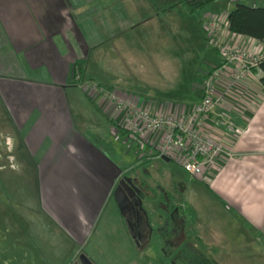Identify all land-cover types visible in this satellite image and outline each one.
<instances>
[{"label":"crops","instance_id":"crops-1","mask_svg":"<svg viewBox=\"0 0 264 264\" xmlns=\"http://www.w3.org/2000/svg\"><path fill=\"white\" fill-rule=\"evenodd\" d=\"M89 5L85 0H0L1 103L15 126L28 127L23 143L30 155L42 152V160L36 162L35 169L47 175L41 186L43 210L79 245L83 243L81 236L88 235L99 215L90 203L91 195L102 191L108 197L119 173L113 174V164L103 163V151L89 140L86 126L81 127V121L90 120V127H96L97 120L100 124L99 112L114 124L108 109L94 99L89 100L91 110L85 109L87 120L76 118L79 112L73 113V101L79 99V88L74 83L76 69L85 77L93 68L96 51L92 48L101 38V32H95V19H90L97 8ZM104 22L110 32L112 24L108 19ZM214 67L204 70L195 78L196 82L189 81L183 96H176L178 91L161 93L147 87L146 97L155 101L156 112H163L167 102L176 103L179 109L190 108L199 101V83ZM92 71L88 79L99 82L96 77L100 73ZM232 71L227 66L217 88L242 132L236 138L215 133L216 137L226 139L234 157L220 159L205 178L198 180L207 183L209 178L208 185L217 199L264 235V85L259 80V70L251 71L245 82L235 81ZM147 148L150 151L146 155L155 152L154 147ZM97 164L109 168L105 189L93 170ZM56 174L68 178L51 176ZM54 178L57 182H53ZM181 186L186 188L182 182ZM13 235L14 247L8 250L0 232V264L9 263L5 258L8 254L17 262V236ZM25 236L27 240L32 237L28 233Z\"/></svg>","mask_w":264,"mask_h":264},{"label":"rangeland","instance_id":"rangeland-1","mask_svg":"<svg viewBox=\"0 0 264 264\" xmlns=\"http://www.w3.org/2000/svg\"><path fill=\"white\" fill-rule=\"evenodd\" d=\"M85 1L97 8L90 19H95V32H101V38L92 48L96 51L92 69L100 73L96 77L99 82H95L142 98L148 95L147 87L161 93H172L174 90L180 92L176 96H183L189 81H194L204 70L223 61L219 48L209 42L208 32L204 29L206 12L219 15L226 23L228 12L237 2L264 6V0H216L206 10L190 12L178 6L173 12L162 14L151 0ZM105 19L112 24L110 32L105 29ZM92 69L86 72L85 77L80 73V80L74 81L79 89L82 83H88ZM79 89V99L73 101L76 106L73 113L77 111L79 114L76 118L87 120L85 109L91 110L89 100L94 98L83 88ZM98 116L101 121L100 124L98 120L97 124L93 123L96 127L88 125L90 120L88 123L81 121V127L86 126L85 130L94 133L104 146L110 147L109 150L97 149L105 155L104 164L108 161L114 165L113 174L135 164L150 151L144 146L139 148L123 133L125 130L117 128L101 112ZM27 129V126L14 125L0 99V214L4 218L0 232L8 250L14 247L15 233V247L18 250L14 255L17 262L9 254L5 257L8 264H68L80 249L95 254L93 245L101 244L102 239H105V243L108 241V207L111 208L113 200L102 191L91 195L94 202L91 198L90 203L101 216L97 217L99 222L94 232L91 229L88 235H82L80 240L83 243L77 244L75 239L69 237L68 231L52 221L43 210L41 186L47 175L35 169L36 162L42 160V152L30 155L23 143ZM88 165L90 167V162ZM101 168L97 164L93 170L98 173L97 182L102 179L101 188L105 189L109 168L103 167L102 172ZM137 170L140 174H151L148 182L152 188L157 189L155 183L158 182L161 188L176 197L177 203L179 199L185 201L187 229H197L208 250L213 248L220 264H264V235L217 199L208 185L211 183L209 178L204 183L191 176L179 163L158 158ZM51 176L60 177L61 180L68 178V175L62 174ZM70 178L74 180L75 175ZM53 182L57 180L54 178ZM181 182L185 189L181 188ZM176 184L182 189L179 194L174 191ZM190 209L194 211L193 218L189 216ZM27 233L32 236L30 240L25 238Z\"/></svg>","mask_w":264,"mask_h":264},{"label":"built area","instance_id":"built-area-1","mask_svg":"<svg viewBox=\"0 0 264 264\" xmlns=\"http://www.w3.org/2000/svg\"><path fill=\"white\" fill-rule=\"evenodd\" d=\"M203 26L209 42L219 48L223 62L202 78L200 100L190 108L179 109L176 103L167 102L163 112H156L155 101L147 97L122 93L91 80L82 83L83 90L108 109L114 125L125 130L139 148L154 147L158 158L168 157L197 178H205L220 159L234 157L226 139L216 137L215 133L236 138L242 132L224 105L218 80L231 66L233 79L244 81L264 58V38L231 32L227 22L213 13L204 14ZM80 78L76 69L74 79Z\"/></svg>","mask_w":264,"mask_h":264},{"label":"flooded vegetation","instance_id":"flooded-vegetation-1","mask_svg":"<svg viewBox=\"0 0 264 264\" xmlns=\"http://www.w3.org/2000/svg\"><path fill=\"white\" fill-rule=\"evenodd\" d=\"M137 168L121 170L109 193L108 241L95 243V254L80 249L68 264H204L198 262L197 229H187L183 200L177 203L158 182L152 188L151 174ZM118 185L120 207L114 198ZM174 191L181 192L178 184ZM81 254L87 259L81 261Z\"/></svg>","mask_w":264,"mask_h":264},{"label":"trees","instance_id":"trees-1","mask_svg":"<svg viewBox=\"0 0 264 264\" xmlns=\"http://www.w3.org/2000/svg\"><path fill=\"white\" fill-rule=\"evenodd\" d=\"M215 1L216 0H151L156 10L162 12V14L173 12L174 10H176L178 6H181L190 12H195L198 10H206ZM244 1L248 2L251 0H244ZM227 27L231 32L244 34L256 39H263L264 38V6H251L245 2H237L235 6L227 14ZM221 65L222 63L214 68L220 67ZM257 70L261 72V76L259 80L261 84L264 85V58L258 63V67L251 69V71L254 72H256ZM199 91H200L199 97H201L200 83H199ZM123 133L128 134L126 131H123ZM95 137L97 136L94 133L92 132L88 133L89 140L96 147L103 149L107 148L109 150L110 147L108 148L107 146H104V144L101 143V140H98L97 139L98 137L97 138ZM157 156H158V152H153L147 156H142V158H140V160H137L135 164L130 166V168H132L133 170L139 166H146L150 162H152L153 159L158 158ZM127 168L128 167H124L123 169H127ZM184 207H185V201L182 204V208L186 213V209ZM189 216H191V218H193L194 216V212L191 209ZM197 244H198L199 263L220 264V262L216 258V254L213 251V248L208 250V245L203 241L198 231H197Z\"/></svg>","mask_w":264,"mask_h":264},{"label":"water","instance_id":"water-1","mask_svg":"<svg viewBox=\"0 0 264 264\" xmlns=\"http://www.w3.org/2000/svg\"><path fill=\"white\" fill-rule=\"evenodd\" d=\"M161 159H163V161H165V162L170 161L169 158L166 157V156H164V155L161 156ZM123 180H125V179H123ZM123 180H122V181H123ZM130 183H131V180H130ZM119 188H120V186L118 185V186L116 187L115 191H114V198H115V200H116V203H117V204L119 205V207H120V203H119V195H118V191L120 190ZM82 257L85 258V259H87V258L85 257L84 254H81V255H80V259H81V261H82Z\"/></svg>","mask_w":264,"mask_h":264}]
</instances>
